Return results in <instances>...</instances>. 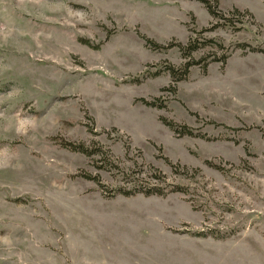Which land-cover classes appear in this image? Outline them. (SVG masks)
Returning a JSON list of instances; mask_svg holds the SVG:
<instances>
[{"label": "rangeland", "instance_id": "374dc122", "mask_svg": "<svg viewBox=\"0 0 264 264\" xmlns=\"http://www.w3.org/2000/svg\"><path fill=\"white\" fill-rule=\"evenodd\" d=\"M218 8L0 0V264H264V0Z\"/></svg>", "mask_w": 264, "mask_h": 264}, {"label": "trees", "instance_id": "16d2710c", "mask_svg": "<svg viewBox=\"0 0 264 264\" xmlns=\"http://www.w3.org/2000/svg\"><path fill=\"white\" fill-rule=\"evenodd\" d=\"M197 1L201 2L204 5L205 9L209 13L212 20L217 21L215 23L212 22L213 24H211V27H213V28L231 25L229 23L230 21H232L230 16H233L234 14L249 15L250 17H252V15L249 11H247V10L240 11L237 8H234V9L228 11L227 13L222 12L218 8L219 7V0H197ZM211 2H213V4ZM237 29L239 30L241 28H237ZM205 30L206 29H202V31H205ZM86 43L89 44L88 42H86ZM205 43H208V42L205 41L204 45H205ZM153 45H156L158 47H163V46H160L158 44H153ZM176 45L179 47L180 52L182 53V57L185 59V61L181 67L182 71H180L178 69H174L173 67L166 68V72L170 75L171 81L173 83H176V82L184 79L187 76V74L189 73L190 67H192L193 65H196V64L199 65L201 63L200 60H194V58L191 57L192 53L196 52L200 48V46H199L200 44H198L196 41H194L193 38H189V40L185 46H181V44H176ZM236 48L241 49L243 51H246V49L249 51H256V50H254V48L250 47L249 44H245V43H239ZM226 59H227V57L223 56L222 58H220L218 60L216 59V60L224 63ZM206 63L207 62H204L201 66L203 71H206V67H207ZM142 101L146 105H149V106L154 105L151 102H148L145 100H142ZM166 125H168L171 128L173 127V125L170 122L167 123ZM180 133L190 134L191 132H189V131L186 132L184 130ZM66 145H68V146H64V147H67L68 149H70L72 151L81 152L83 154L87 153L84 150L83 146H80V145L76 146V145H72V144H66ZM175 191H182V189L181 188H170V189L164 190L163 188H160L158 186H152V188H147L145 190H124V191H119L118 193H120L121 195L126 196V197H128L130 195H134L135 193H141L145 196H149V195L163 196L166 193L175 192Z\"/></svg>", "mask_w": 264, "mask_h": 264}]
</instances>
